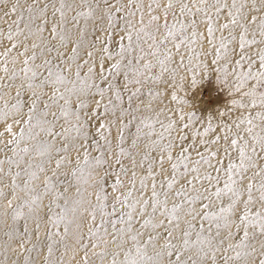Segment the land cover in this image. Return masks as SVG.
I'll list each match as a JSON object with an SVG mask.
<instances>
[{
    "label": "snow or ice",
    "instance_id": "obj_1",
    "mask_svg": "<svg viewBox=\"0 0 264 264\" xmlns=\"http://www.w3.org/2000/svg\"><path fill=\"white\" fill-rule=\"evenodd\" d=\"M107 2L108 0H105V3ZM2 3H5V0H0V4ZM175 3L179 6V15L172 11L171 22L166 19L162 24L158 22L159 17L156 15H151L147 24L144 23V6L141 0H128L126 6L117 0L114 9L110 6L102 13L98 0L96 3L93 0H79V4L75 6L68 0H59L58 7L57 0H49L43 7L34 0V3L27 8V17L23 15V12L17 15L13 21L16 26L15 33L10 26L6 39L12 41L14 35L23 34L24 41L13 43L12 48L18 45L23 46L24 51L19 55L25 58L19 68L16 67L17 58L13 57L10 61L13 65L11 70L6 66L0 69L7 74L10 82L7 87L12 86L11 82L19 81L17 98L10 108L15 114L14 122L27 125V129H21L18 137L5 143V148L8 145H16L10 149L18 169L13 174L12 187H17V178H21L22 191L27 197L14 210L12 218L14 220L24 218L25 209L31 213L33 205L41 199V195L36 194V188L32 186V182L38 178L37 172L32 169L44 172L45 163L51 161L53 151L67 153L74 148L78 153L76 164L83 166L80 169L81 172L85 168L103 169L104 175H108L110 170L116 172L117 178L112 185V192H120V189L124 187L121 177H127L129 173V168L124 164V158L131 157V153L120 146H118L119 150L113 153L112 141L104 135H101L104 145L98 142H93L91 145L87 143L92 131L90 120L100 115L99 112H93L90 109H99L103 105V116H101L103 122L99 123L94 131L99 134L115 126L120 140L123 141L124 129L135 122L136 131L132 134L131 147L137 148L138 142L146 138L147 142L138 151L143 153L139 167L142 171H146L147 175L139 177L137 189L138 164L136 158L131 157V188L138 192H145L148 189V181L151 179L150 196L147 199L143 196L132 199L133 191L125 190L120 195L112 196L111 211L105 210L108 207V193L101 195L102 188L96 193L101 217L100 225L111 224L112 241L117 248V251L113 252L111 264H161L165 256L170 258L173 255L176 257L175 261L169 259L167 264H205L208 258L216 264L217 253L222 254L224 264H233V262L256 264V256H264V239L258 241V237H264V167H258V162L264 160V91H261L264 89V47H258L254 52L252 47L264 45V0H231L230 3L229 0H193L192 6H189L185 0H175ZM133 5L136 11L140 12L139 26L133 20L136 15V12L132 11ZM19 6V0H17L10 6V12H5V15L16 13ZM173 7L170 0L163 10L165 17ZM49 8L52 9L51 21L46 15ZM77 8L87 10L78 11ZM66 10L75 12V15L71 17L74 24H79L81 19L84 21L85 27L78 29L81 37L85 34L87 23L101 13L98 17L100 25L94 24L93 27L100 30L106 18V33L107 30H112L113 33L118 29L121 30L126 35L127 44L121 43L115 51H110L107 46L102 45L98 57L94 58L93 51H86L87 59H84V63L77 62L83 59L78 55L83 49V40L71 39V33L67 27ZM225 10L231 18L233 31H230L227 36L219 37L220 48L225 49V55L224 63L217 71L224 73L226 84L229 83L227 77L233 78L232 85L237 92L248 85V90L243 93V98L248 103L240 102L238 105L240 108L251 107L259 110L255 111L254 115L238 117L231 126L223 125L222 137L217 135L214 139H206L208 133L213 131L212 125L209 123L202 130L197 128L199 121L193 113H188L187 122L182 125L171 116L161 119L165 110L161 108L156 111L152 106L158 95L154 87L159 84L173 88L176 86V69L171 67L173 53L167 45L172 44L179 50L182 45L194 43L198 37L196 31L198 21L184 18L203 14L207 20L205 39L211 45L216 39L214 20L218 21ZM148 11L152 12L151 4L148 6ZM228 27V24H224L221 29ZM189 29H191L190 34ZM46 30L49 31L48 36H45ZM161 31L163 34L157 39L156 33ZM37 35L39 39L33 41L30 46L31 54L28 55L30 49L26 42L30 37ZM257 36L260 37L259 40ZM148 40H151L150 51L145 52L141 45ZM69 44L73 45L70 54H68ZM0 46H3L2 41ZM89 48L93 49L95 45L89 44ZM10 51L11 49H7L3 55L7 57ZM53 52L56 54L55 57L52 56ZM212 54L214 55L212 64L215 65L222 59L219 48L213 49ZM147 55L152 56L155 63L146 61L144 58ZM204 55L207 56L208 52L205 51ZM40 58L42 59L37 63ZM89 60L92 61L91 64ZM105 61L110 62V67L107 69L104 68ZM73 64L75 79H70ZM97 64L100 65L99 72L96 71ZM85 65H87V71L82 75L81 69ZM229 65H234L231 71H229ZM254 65H257L256 70H253ZM179 67H184L183 58L179 62ZM243 67L247 70H242ZM153 68H158L156 74L152 73ZM165 73L168 74V79H164ZM121 75L123 76L122 90L124 93H129V108L120 109V122L117 125L116 121L109 117L115 115L118 106L113 102V98L117 102L121 99V89L116 83V78ZM249 81L253 83L249 85ZM46 89L50 90L51 95L48 96V101L44 103L43 108H40L42 97L47 95ZM21 91L28 96L26 114L23 112L24 104L19 99ZM141 96L146 97L145 108L153 115L137 117L136 114L140 112V103H143L140 100ZM106 97L107 102H105ZM134 99L137 103L133 107ZM171 100L182 103L175 92L171 93ZM53 103L58 104L57 111H51ZM237 103L233 100L234 105ZM126 114L130 117L127 124L123 121ZM8 115L9 113L0 110V120L6 119ZM25 115L27 119H24ZM49 115L52 117L51 120L48 118ZM185 119V115L181 113L179 121L182 122ZM60 120H63L65 126L62 132H55L56 123ZM156 125H159V130ZM37 128L39 131H35ZM145 129L148 130L145 131ZM6 130L11 132V126H7ZM41 133L45 134L44 139H37ZM71 133L75 135H70ZM154 135L155 138H153ZM54 136L63 139L62 147H54L48 139ZM21 141L35 143L30 145L26 143L21 147ZM93 151L100 152L101 155H93ZM193 153L196 158H193ZM13 157L8 158L9 164L13 163ZM44 157H48V161L37 160ZM66 159L67 157L64 156L56 159V168L59 169ZM113 162L118 166V171L112 168ZM3 163L5 161L0 160V164ZM251 170L255 171L249 176L248 173ZM53 175H56L55 171ZM189 176H192V179H188ZM157 177H159V191ZM180 180H183V183L175 187ZM101 182L102 178L101 181H97V183ZM221 184L222 187L219 186ZM52 187L50 178L45 177L44 192L52 191ZM254 191L258 195H254ZM3 195V191L0 190V197ZM170 195L173 200L171 207L168 206ZM55 198L54 194L53 202ZM177 198H179L178 201ZM9 207H11V201H9ZM157 213L168 223L167 236L163 238L164 243L159 250L156 249L155 244L158 239H161L157 230L163 226L164 221L157 222ZM91 215L95 220V211ZM136 215L142 219L139 228H135L133 224ZM109 217L116 218L109 219ZM49 219L54 227H59L64 215L61 213ZM100 225H97V228ZM233 227L236 231H232ZM149 228L152 232L148 233L147 240H143V230ZM225 228L227 234L222 237L221 230ZM177 230L180 233L179 238L175 237ZM240 232L242 235H239ZM52 235L49 232V239ZM257 241L259 248L256 246ZM149 246L153 249L152 254L148 252ZM48 252H52L51 245L48 246ZM259 264H264V259H260Z\"/></svg>",
    "mask_w": 264,
    "mask_h": 264
},
{
    "label": "rangeland",
    "instance_id": "obj_2",
    "mask_svg": "<svg viewBox=\"0 0 264 264\" xmlns=\"http://www.w3.org/2000/svg\"><path fill=\"white\" fill-rule=\"evenodd\" d=\"M17 0H5V3L0 4V41L3 42V46H0V69L5 66L12 69L13 65L10 63L13 57L17 58L16 67L19 68L21 66L22 60L25 58L20 56L19 53L23 52V46L18 45L16 48H12L13 43H17L18 41H24V35H14L12 41H8L6 36L9 31V27L11 26L13 33H15V25L13 21L17 18L21 12L23 15L27 17L28 12L27 8L29 5L34 3V0H19V7L17 8L16 13H11L10 15H5V12H10V6L16 3ZM40 7H43L45 3H48L49 0H36ZM69 3L79 4V0H68ZM96 3V0H93ZM143 4V12H144V23L147 24L151 15H156L159 17V23H164L167 19L168 22H171L172 11H175L177 15H179V6L175 3V0H171L173 3V9L169 11L168 16L164 15V8H166L170 2V0H141ZM189 6H192L193 0H185ZM231 0H229V3ZM120 3L123 5H127L128 0H120ZM99 9L101 13L103 10H106L108 7L115 8L117 4V0H108L105 3V0H98ZM151 4L152 12L148 11V6ZM59 6V0H57V7ZM77 10H87V9H79ZM194 10V9H193ZM132 11L136 12L135 17H133L134 22L139 26L140 22V12L136 11L135 5H133ZM51 12L52 9H48L47 18L51 21ZM97 14V18L89 21L87 23L85 34L83 37L80 36L78 31L79 28H84L85 23L81 19L79 24H74L71 21V17L75 15V12L66 10L67 17V27L71 33V39L83 40V49L79 56H82L83 59H80L79 63L83 64L84 59L86 57V51H93L94 58L99 56L100 47L107 46L110 51L118 50L119 45L121 43L127 44L126 35L121 30H116L115 33L112 30H107L106 18L104 23L100 26V30H97L93 27L94 24L100 25V21L98 19L99 15ZM123 15V13H120ZM250 18V17H249ZM184 19L191 20L196 19L198 21V26L196 31L198 33V37L194 43L189 45H182L179 50H177L172 44H168L167 47L171 49L173 53V63L171 67L176 69V78H175V87L168 86L166 87L163 84L156 85L154 87V91L157 92V98L153 101V108L156 111H159L161 108L165 110L164 114L161 115V119H165V116H171L175 119L180 125L187 122L188 113H193L195 117L198 119L199 123L197 124V128L201 129L203 127H207L209 123L212 125L213 131L208 133L207 138H215V136H223L224 129L223 125L227 124L229 126L232 125V122L241 116L254 115L255 111L259 110L258 108L254 109L251 107L248 108H240L238 105L240 102L248 103L247 100H244L243 93L248 90V85L242 88L239 92H237L232 85V77H227L229 83H225V75L223 72H218L217 69L220 68L221 64L224 63V55L225 49L220 48V39L219 37L227 36L230 31H233L232 25L230 23L231 18L228 17L227 11H223L220 15L218 21L214 20V39L213 43L209 45L206 42L207 37V20L204 18L203 14L195 17H186ZM39 23V21H37ZM224 24H228V28L221 29V26ZM50 24L48 25V29L50 30ZM23 27V24H21ZM191 33V29H189V34ZM163 34V31L160 33H156L157 39ZM49 35V31L46 30L45 36ZM39 36L30 37L27 40V44L29 46V53L31 54V44L33 41H38ZM259 40L260 37L257 36ZM89 44H94L95 48L90 49ZM149 44H151V40H148L146 43H142V47L145 52L150 51ZM73 45H68V54L71 52V48ZM231 47V45L229 46ZM264 47V45H256L252 47V51L254 52L256 48ZM219 48L222 59L217 64H212V60L214 59L213 49ZM11 49L8 52V56L5 57L3 53L7 50ZM38 51V50H37ZM207 51L208 55L205 56L204 52ZM55 52L52 53V56L55 57ZM183 58L184 67H179V62ZM190 58V59H189ZM42 58L37 60V63L40 62ZM146 61H151L155 63V59L147 55L144 58ZM235 59V58H233ZM143 62V61H142ZM92 61L89 60V64ZM259 61L257 60V65ZM257 65L253 66V70H256ZM207 66V67H205ZM110 67V62L105 61L104 68L107 69ZM234 65H229V71L232 70ZM191 69V70H189ZM100 65H96V71L99 72ZM242 70H247L246 67H243ZM87 71V65L82 67L81 73L83 75L84 72ZM75 66L73 64V72L70 74V79H75L74 76ZM158 72V68H153L152 73L156 74ZM107 75V72H105ZM164 79H168V74L165 73ZM195 81V82H193ZM9 80L7 79V74H5L2 70H0V110L9 113L6 119L0 120V160H4L5 163L0 164V190L3 191L4 195L0 197V264H25L27 260V264H111L113 258V252L117 251L116 245L112 241V226L111 224L100 225V212L98 207V201L96 199L97 191L102 188L104 193H108V207L105 209L106 211H111V198L114 195H120L121 192L125 190H132L133 197L132 199L139 198L143 196V198L147 199L150 196L151 189V179L148 181V189L145 192H138L131 188L130 177H131V157H135L137 160L138 167L136 168L137 173V182L136 188H139V177L141 175H147L146 171H142L139 167L140 158L143 155L142 152H139L138 149H142L144 144L147 142L146 138H142L138 142V147H131L132 134L135 133L136 127L135 122L131 125H128L124 129V140L121 141L119 137V133L117 132V128L114 126L108 131H104L101 133H96L94 130L98 128L99 123L103 122L101 116H103V105L99 109H90L93 112H99L100 115H97L94 119L90 120V139L87 142L91 145L93 142H98L100 145H104V140L101 139V135L108 136L112 141L111 151L113 153L119 150L118 146L124 147L126 151L131 153V157L124 158V164L129 168V173L127 177H121L124 182V187L120 189V192L113 193L112 185L117 178L116 172L110 170L108 175H104L103 169L97 168L93 170H89L87 168L81 172V166H77L76 157L78 155L77 151L73 148L70 149L69 152L65 153L61 152H52V159L50 162L45 163V171L39 172L38 169L33 168L32 171L37 172V179L32 182V186L36 188V194L41 195V199L37 200L36 204L33 205V210L31 213H28L25 209V216L22 219L14 220L12 218L14 210L18 208L21 201L27 199L25 192L22 191L23 184L21 182V178H17V187H12V177L13 174L18 170L15 164V157H13V153L11 152V148L16 147V145H8L5 148V143L13 138L19 136L21 129H27V125L22 122H14L13 116L15 115L10 108L12 103H15L16 93H17V85L19 81L11 82L12 86L7 87L9 84ZM116 83L121 89V99L120 101H115L113 98V102L118 106L115 111V115L109 117V119L116 121L118 125L120 122V109L129 108L128 103V95L129 93H124L122 90L123 85V76L116 78ZM249 85L253 83L252 81L248 82ZM47 95L42 97L41 103L39 105L40 108H43L44 103L48 101V96L51 95L50 90H45ZM61 91L63 89L61 88ZM264 91V89H261ZM175 92L179 101L182 103H176L171 100V93ZM19 99L23 102V112L26 114L28 112V96L21 91V95ZM140 100L143 103H140V112L137 113V117L139 116H151L152 112H149L145 108V104L147 103V99L145 96H141ZM233 100L237 101L236 105L233 104ZM107 102V97L105 99ZM62 103V102H61ZM137 103L134 99L133 107ZM7 105V106H6ZM58 104L53 103L51 105V111H57ZM183 113L186 117L185 121H179L180 114ZM223 114V115H221ZM50 120L52 119L51 115L48 117ZM130 117L126 114L123 117V121L127 124V121ZM18 119V118H17ZM24 119H27V115H25ZM11 126V132L6 130L7 126ZM63 120L57 121L56 126L54 128L55 132H62ZM157 130H159V125H156ZM148 129H145L147 131ZM35 131H39L37 128ZM27 135V132L25 133ZM70 135H75V133H71ZM45 134L41 133L37 139H44ZM155 138V135L154 137ZM48 139L52 142L54 147L59 148L62 147L64 141L61 137H48ZM83 143V141H80ZM27 144H33L34 141H21V147ZM93 155H101L100 152L93 151ZM34 155V153H33ZM155 155V153H153ZM62 156L67 157L64 164L57 169L55 166V160L60 159ZM9 157H13V163L9 164L7 162ZM80 158L82 159V152L80 154ZM193 158L195 157V153H193ZM27 159V157H25ZM37 160L48 161V157L37 158ZM167 166V163H166ZM144 167H147V162H144ZM258 167H264V160L258 162ZM112 168L118 171V166L115 163H112ZM53 171L56 172V175H53ZM156 171L159 169L157 167ZM255 170L249 171L248 175L251 176L252 172ZM91 173V174H89ZM194 175V174H193ZM45 177L50 178L52 184V191L45 193L44 192V181ZM101 183H97V181H101ZM188 179H192V176H189ZM180 183H183V180L178 181V184L175 187H178ZM222 187V184L219 185ZM157 188L159 191V177H157ZM56 195L55 202H53V195ZM31 195V194H29ZM254 195H258L254 191ZM163 197H161L162 199ZM123 199V196H121ZM179 198H177L178 201ZM9 201H11V207H9ZM173 200L172 196L169 197V207H171ZM119 208V205H117ZM95 211V220L92 219L91 213ZM64 215V219L60 221L59 227H54L51 224L49 217H57L60 214ZM116 217H109V219H115ZM163 220V226L158 229L160 233L161 239H158L156 244V249L159 250L161 245L164 243V237L167 236L166 229L168 228L167 220L163 217L159 216L157 213V222ZM45 221H48L45 223ZM142 223V219L136 215L133 224L135 228H139ZM39 225V226H38ZM97 225H100L97 228ZM183 226V225H181ZM197 226H199V222H197ZM65 227H67V232H65ZM117 227H121V225H117ZM205 227L207 224L205 223ZM27 228V231H25ZM107 229V231H105ZM144 236L143 240L148 239V233L152 232V229L143 230ZM232 231H236L233 227ZM49 232L53 235L51 239H49ZM59 233V235H56ZM227 234V229L221 230V236H225ZM179 230L175 233V237L179 238ZM242 235V232L239 233ZM260 239H264V237H258V241ZM257 241V248H259V242ZM23 244V247H21ZM51 245L52 252H48V246ZM95 245V247L93 246ZM225 246H227V241H225ZM29 249L31 251H29ZM149 254H152L153 249L151 246L148 247ZM229 255H234V253H229ZM122 259V254H121ZM171 259L175 261L176 257L173 255L172 257L165 256L161 262V264H167L168 260ZM264 259V256H256V264H259V260ZM205 264H213L211 258H208L205 261ZM216 264H224L222 254L217 253ZM235 264V262H233Z\"/></svg>",
    "mask_w": 264,
    "mask_h": 264
}]
</instances>
